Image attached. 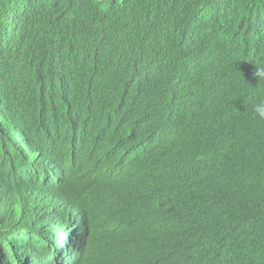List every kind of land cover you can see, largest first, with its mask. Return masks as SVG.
<instances>
[{
  "label": "trees",
  "instance_id": "trees-1",
  "mask_svg": "<svg viewBox=\"0 0 264 264\" xmlns=\"http://www.w3.org/2000/svg\"><path fill=\"white\" fill-rule=\"evenodd\" d=\"M257 66L264 0H0V262L264 264Z\"/></svg>",
  "mask_w": 264,
  "mask_h": 264
},
{
  "label": "bare ground",
  "instance_id": "bare-ground-1",
  "mask_svg": "<svg viewBox=\"0 0 264 264\" xmlns=\"http://www.w3.org/2000/svg\"><path fill=\"white\" fill-rule=\"evenodd\" d=\"M23 165H24V166L21 168L23 171H26V172H28L29 174H33V173H34V175H35L37 178L42 177V176H46L47 171L50 172V174H52V175H54V173H57L56 171H49L48 169H40V168H36V167H34L32 164H30V163H28V162H23ZM12 168H13V169H17V166L13 165ZM117 170H118V169H115V170H113L112 172H110L109 174L114 173V172H116ZM62 176H63V174H61V175L56 179V181H57L60 177H62ZM45 180H46V182H47L48 184H49L50 181L52 182V178H51V180H50V177L47 178V179H45ZM54 182H55V181H54ZM16 192H20V193H23V192H24L25 194H27L28 191H27L26 189H24V188H17L16 190L13 191L12 195L10 196V198H9V203H8L7 206H5L4 203H0V204L4 205L5 208H6V207H8L10 204L22 200V199H19L18 196H14V194H15ZM50 198H53V199H54V202H57V201H58V197H56V196H52V197H51V196H46V197H44V199L42 200V202H41V206H37V203H38V202H36V206H33V208H41V207H43L44 204L47 203V201H49ZM0 200H1V199H0ZM6 200H7V199H6ZM6 200H5V201H6ZM3 201H4V200H3ZM3 201H2V202H3ZM27 202H28V201H25V202H24L25 205H26ZM4 206H3V208H4ZM0 209H2V208L0 207ZM78 227H79V226H78ZM79 228L81 229V233H80L79 236L76 238L77 241H79L81 238H83V236H82V228H81V227H79ZM63 230H67V231H68V230H71V234H70V237H69L68 239L75 238V236H74V234H73V229H72L71 225L69 226V223H68V224H62V225H59V227H58V229H57V231H56V236H58L59 234H61V232H62ZM37 231H38V229H36V228L27 229L26 232H25V234H26L27 236L33 238V237H35V236L37 235ZM32 232H33V233H32ZM0 241H1V240H0ZM37 241H38V240H36L35 247L39 245V244H37ZM81 247H82V246H81ZM81 250H82V248H81ZM80 253H81V252H80ZM58 254L60 255V253H58ZM68 255H71V259H70V261H69V264H75V263L77 262V259L79 258V257L77 258V256H76V255H77V251H76V249H71V252H70L69 254H62L61 256L64 257V256H68ZM79 256H80V254H79Z\"/></svg>",
  "mask_w": 264,
  "mask_h": 264
},
{
  "label": "clouds",
  "instance_id": "clouds-1",
  "mask_svg": "<svg viewBox=\"0 0 264 264\" xmlns=\"http://www.w3.org/2000/svg\"><path fill=\"white\" fill-rule=\"evenodd\" d=\"M257 69L258 70L255 72L256 78L258 79V81L264 80V66H257ZM253 111L259 119L264 120V100L257 102L253 107ZM21 241L25 242L24 234L21 235ZM8 260L10 262L12 261L11 259ZM13 261H14L13 263H16V260ZM0 263L2 264V262Z\"/></svg>",
  "mask_w": 264,
  "mask_h": 264
}]
</instances>
